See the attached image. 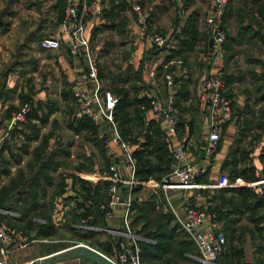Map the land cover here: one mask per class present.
I'll list each match as a JSON object with an SVG mask.
<instances>
[{
    "label": "crops",
    "instance_id": "obj_1",
    "mask_svg": "<svg viewBox=\"0 0 264 264\" xmlns=\"http://www.w3.org/2000/svg\"><path fill=\"white\" fill-rule=\"evenodd\" d=\"M73 1L77 8L75 24L82 25V38L87 43L90 56L101 50L100 45L103 46L102 40H94V37L105 32L113 33L120 41L123 39L121 43L128 46L125 51L130 54L123 62V66L129 68L125 86L136 84L137 88L142 87L144 91L137 90L136 96L153 99L160 108H165L169 99L173 100L170 103L172 113L186 121L187 127L179 124L171 142L181 140L185 144V161L205 167V171L196 178L197 182L205 184L217 173L228 177L234 160L233 168L238 175L229 180L235 183L232 188L175 189L163 194L159 187H147L151 183L141 184L143 189L155 194L162 212L170 213L179 226L185 204L217 212L216 226L225 236L222 255L202 257L195 247L196 254L185 253V258L175 264H264V202L256 196L259 187L264 189V17L259 19L253 14L256 23L251 22V30L245 32L237 27L233 16H226L223 27L227 39L217 49L203 25L206 0H183L182 8L176 7L174 0H133L147 12L149 31L169 39L166 48L155 49L138 34L129 11V0ZM122 2L126 7L119 10L117 6ZM63 3V0H0L2 21L7 25L5 31H0V168L3 169L0 171V185L20 169L26 154L43 137H46V149L56 145L70 150L76 142L83 147V139L95 148L80 147L82 150L77 155H68L69 162L63 171L60 167L54 170V173L59 172L58 178H62L64 184L62 191L55 193L50 200L51 220L55 229L62 231L61 234L27 239L20 246L9 243L3 256L8 264L42 260L74 244L87 245L113 259L115 243L124 239L122 207L114 206L111 216L104 217L96 208L102 202L93 204L83 198L78 182L73 181L79 179L86 186H93L97 181L105 180L108 167L113 166L121 180L122 195L127 191L124 181L130 178V172L118 146L112 142L113 132L109 124L101 121L97 126L92 125L94 135L80 128L82 117L77 112L72 90L89 91L92 82L80 79L86 68L83 49L79 48L77 56L69 54L70 31L61 26ZM188 17L196 23L198 39L190 51L178 56L174 54L176 42L181 39L180 31ZM245 24L243 21L242 26ZM42 39L56 40L59 46L53 51H43L38 47ZM175 57L181 59L182 64L164 69L163 65ZM91 58L93 60V56ZM133 72H137V82L132 77ZM216 72L229 83L224 94L230 101L231 112L223 122L216 124L219 139L212 155L205 160L207 113L198 100L200 83ZM166 74L171 77V85H167L164 79ZM21 101L26 103L22 107H26L28 112L30 106L32 109L37 107V117L41 121L31 119V127L12 123L10 117L14 110L22 108ZM149 121L155 122L162 138L164 128L161 121L147 110L144 112V125ZM88 136L92 139H87ZM97 145L102 147L101 151ZM127 145L132 154L136 145ZM21 147H25L28 153H22ZM86 158L90 160L89 169H76L80 164H87ZM177 164L179 162L171 160L172 168ZM246 175L254 178H245ZM243 187L250 195L244 197V202L239 193ZM140 194L143 196L142 191ZM40 201L43 203L40 207L47 204L44 197ZM86 209L89 211L83 215ZM2 212L8 214L0 209ZM10 215L13 222L19 218L14 213ZM82 219L85 220L83 226L79 224ZM208 228L204 225L199 227V231L204 233ZM22 238L24 240V236ZM103 241L109 243L107 252L98 247ZM229 241L236 244L248 242L249 246L245 251L239 246L236 255L229 251ZM59 263L90 264L81 263L78 258L60 259Z\"/></svg>",
    "mask_w": 264,
    "mask_h": 264
},
{
    "label": "built area",
    "instance_id": "obj_2",
    "mask_svg": "<svg viewBox=\"0 0 264 264\" xmlns=\"http://www.w3.org/2000/svg\"><path fill=\"white\" fill-rule=\"evenodd\" d=\"M176 7L182 8V0H174ZM227 0H206V13L203 19V25L206 34L217 49H220L224 43L226 31L222 26V19L225 14ZM129 11L134 18V25L139 35H141L148 44L155 49H163L168 46L169 39L159 33L149 31L147 27V12L143 10L137 2L128 1ZM77 8L73 0H64L63 19L61 26L70 31L69 54L77 56L79 48L83 49V56L86 63L85 72L80 76L82 81L89 80L92 82V88L89 91L78 89L72 90V96L77 102V112L80 117L85 118L92 125L97 126L101 121L109 124L112 128V142L116 144L121 152L123 160L130 172V178L124 181L127 184L126 193L121 195V180L113 166L108 167V174L105 180L108 182L106 189V201L96 205V208L102 212L104 217L108 218L112 214L114 206L122 207V234L124 239L115 243V254L112 261L115 264H141L139 260V247L137 240L140 239L129 227V207H130V190L140 183L133 178L134 159L131 155L129 146L120 138L113 123V111L117 104V97L109 90H102L101 84L97 79L96 66L90 56L86 41L82 38V25L75 24ZM264 36V33H263ZM58 42L53 39H42L38 43L39 49L43 51H53L58 48ZM182 64L181 59L175 57L169 59L163 68L168 70L171 66ZM167 85H171V77L166 74L164 77ZM200 105H204L207 113V123L205 127V144L203 148V158L208 160L216 148V142L219 139L217 123H221L230 114L231 107L229 99L224 95V81L221 73L208 75L200 83L199 99ZM172 99H169L165 108H160L158 103L151 99L150 108L162 123L164 134L161 140L167 146L171 154L172 162H179L173 168L170 164V170L158 184L151 183L149 188L159 187L163 194L175 189H225L235 187V183L230 182L225 174L217 173L215 178L205 184L196 181V178L205 171L204 166L196 165L185 161V144L181 140L175 143L171 142L176 127L181 124L187 127V122L176 117L170 107ZM28 109L20 108L14 112L10 120L12 123H22ZM172 178V179H171ZM256 196L264 202V189L258 188ZM183 217L180 221V227L187 237L193 242L198 253L202 257L219 256L223 252L225 236L222 230L216 226L217 214L213 210H207L185 204L182 208ZM81 226L85 225V220H80ZM209 226L201 233L199 227ZM9 243L16 246L24 243L23 238L16 234H11L7 227L0 224V264H8L3 258L7 253Z\"/></svg>",
    "mask_w": 264,
    "mask_h": 264
},
{
    "label": "trees",
    "instance_id": "obj_3",
    "mask_svg": "<svg viewBox=\"0 0 264 264\" xmlns=\"http://www.w3.org/2000/svg\"><path fill=\"white\" fill-rule=\"evenodd\" d=\"M234 1H236V4H233ZM117 7L119 10H122L126 5L122 2ZM253 14L259 19L264 17V0H227L222 26L224 25L226 16H233L237 27L241 31L248 32L251 30V22L252 24L256 23ZM2 17L3 12L0 13V31H5L7 25L2 21ZM243 21H246L244 26H242ZM119 25L122 26V23H119ZM121 26H118V29ZM180 36L181 39H177L176 50L174 52L178 56L190 51L198 39L196 23L190 17L183 24ZM226 39L225 35L224 41ZM124 71L121 75L123 77L119 78L117 84H112V87H110L111 92L118 99L113 111V123L121 139L129 144L136 145L131 154L135 160L133 178L138 182L158 184L170 170L171 154L169 148L161 140L160 131L155 122L149 121L147 125H144V112L149 110L151 100L145 96L137 97L135 85L129 84L125 86V83L128 81L129 68L126 67ZM132 75L134 81L137 82L139 80L137 72H133ZM223 81L224 88H226L229 83L226 82L224 77ZM178 95L179 93L176 96L178 97ZM25 104V102L21 101L20 106L22 107ZM30 108L24 117V121L16 124L23 127H31L29 125L31 119H39L41 121L37 117L38 108L32 109L31 106ZM18 110H14V112ZM81 120L82 122L79 123L80 128L94 135L95 128L92 124L83 117ZM33 133H36L34 129ZM87 139H92V137L88 136ZM97 147L100 151L102 150V147L99 145ZM21 149L26 151L25 147H21ZM30 152L31 159L26 163V168L30 172L28 178H24L25 175L19 169L15 176L9 178L5 184L0 185V209L17 212L26 227L32 228L34 226V237L49 238L55 235V230L49 223L47 212L42 210V208H37L39 205L38 201L43 198V188L46 185H51V178L48 173L54 172L59 167L61 162L59 159L63 154L66 155V153L63 150L47 151L46 137H43L41 142L32 148ZM85 163L87 164H80L76 169L88 170L90 160L86 158ZM233 165L234 160L231 162V168L228 173L230 181L234 176L238 175ZM31 166L32 168H36L32 171ZM0 171H3V169L0 168ZM240 171L243 172V170ZM245 178L253 179L254 177L246 175ZM75 180L79 184L83 198L89 199L93 204L105 202V193L108 185L106 180H99L93 186H86V183L79 179H74L73 181ZM23 185H27L28 189L22 190ZM54 185L55 193L61 192L64 185L62 178H59V181ZM17 191L19 192L17 193ZM141 191L143 192V196L140 194ZM245 192H247L246 195L244 194ZM239 193L242 195V202H244L245 196L246 198L250 196L249 191L244 187L239 189ZM130 194V225L135 227L133 231L140 238L137 240V245L139 247V260L141 264H175L176 261L185 258V253L196 254L193 242L173 220L171 214L162 212L155 194L143 189L140 183L135 184L131 188ZM258 199L260 200V198ZM17 203L21 206H16ZM88 211V209L84 210L83 215L88 213ZM35 217H42L44 223L35 222L33 219ZM98 247L101 251L107 252L109 244L106 242L103 245H98ZM228 249L230 252L238 254V250L236 251L230 244Z\"/></svg>",
    "mask_w": 264,
    "mask_h": 264
},
{
    "label": "rangeland",
    "instance_id": "obj_4",
    "mask_svg": "<svg viewBox=\"0 0 264 264\" xmlns=\"http://www.w3.org/2000/svg\"><path fill=\"white\" fill-rule=\"evenodd\" d=\"M124 38L126 39V36ZM95 39L97 41L102 40L101 41V44H103V46L100 45L103 49L101 48V50H98L97 53H94L93 52V55H92L93 56V61H94L95 65H96L97 79L101 82L100 84H101L102 90H109L110 91L111 85L112 84L116 85L117 82L119 81V78H122L123 77L121 75L123 74V71L126 68L125 66H123V62L124 61H127L128 58H129V56H130L129 52L127 53V51H125L128 46L126 44L123 45L121 43V41L123 40L122 38H121V41H120V38L119 37H117L116 35H114L113 33H110V32L102 33L100 36L94 37V40ZM133 85H135V87L137 88L136 84H133ZM138 87L139 88H137V90H139V89L142 90L143 89L142 87L140 88V86H138ZM142 91H144V90H142ZM123 141L126 144L128 143L125 140H123ZM82 144H83V147L80 146L79 142H76L70 148V150L62 149L61 147L58 148V146L55 145V147H51V148L47 149V151L48 150L49 151L50 150H60V151L63 150V152L66 153V155H65L62 152L63 156H61L60 159H59V161H61L59 167H60V170H62V168H65L68 165L69 160L67 159V157H68V155L70 153L73 156L74 155H77L78 151L79 150L80 151L82 150L80 147H82V148L88 147V148L95 149L92 144L84 141V139L82 140ZM21 152L22 153H28L27 151H23V150ZM30 153L31 152L29 151V153L26 154V159L24 160V162L19 167L20 170L22 171V174L25 175L24 178H26V179L28 178V176L30 174V172L26 168V163L31 159V154ZM64 155L66 156V158H64ZM35 168L36 167L32 168V166H31V170L32 171ZM17 171H16V173H17ZM16 173H14L13 176H15ZM58 173L57 172L56 173H54V172L48 173V175L51 178V185L45 186L43 188V190H44L43 197L47 200V204L44 205V207L43 206L40 207L39 205L42 202L39 200L38 201L39 205L37 207V208H42V210H44L45 212L48 211L47 212V216H48L49 221H50L49 223L51 224L52 228L55 230L56 235H60L62 231L60 230V232H59V229L56 230L54 224L52 223L53 222L51 220L52 213H51V209H50L52 207V203L50 202V200H52V198L54 197V194H55V190H53V188H55V185L54 184L57 181H59V178H58V175H57ZM13 176H11V177H13ZM11 177H9V178H11ZM7 180L3 184H5L7 182ZM23 189L24 190H27L28 189L27 188V185H23L22 190ZM18 192L19 191H17V193ZM16 206H21V205H19L17 203ZM6 211L8 212V214H3V212L0 213V223H3L7 227V229L10 231L11 234H16V235H19L20 237L24 236V240H23L24 243L27 241V239L29 240V239H36V238H38V237H34L33 236L34 235V230H33L34 229V226H32V228L26 227L25 223H23V221L20 218H18V217H17L18 219L17 218L15 219L16 222H13V220H10V218H11V215L10 214L14 213L15 215H18V213L17 212H14V211H9V210H6ZM128 217H129V227L133 231V230H135V227L130 225V218H131L130 210H129V216ZM33 219H34L35 222L44 223V219H42V217H40V218L35 217ZM34 224L36 225V223H34ZM106 242L108 243V241H105V242L103 241V243H101V244L103 245ZM229 244L236 251H237V248H239V246H240V248H241L242 251H245L246 248H248V246H249V243L248 242L245 243V244L244 243L236 244V243H232L231 241H229ZM22 245H23V243H22ZM221 255L222 254H220L219 256H221ZM108 259H110V258H108ZM110 260H112V259H110Z\"/></svg>",
    "mask_w": 264,
    "mask_h": 264
},
{
    "label": "water",
    "instance_id": "obj_5",
    "mask_svg": "<svg viewBox=\"0 0 264 264\" xmlns=\"http://www.w3.org/2000/svg\"><path fill=\"white\" fill-rule=\"evenodd\" d=\"M72 258H78L79 262L81 263L115 264L112 260L108 259L102 253L84 244H76L73 247L67 248L64 251L59 252L53 256L42 260L35 259L28 264H61L59 263L60 259L67 260Z\"/></svg>",
    "mask_w": 264,
    "mask_h": 264
}]
</instances>
